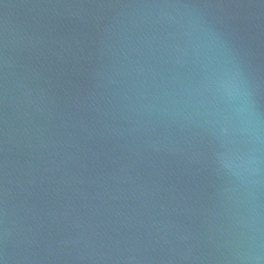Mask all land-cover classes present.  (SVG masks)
<instances>
[{"label":"water","instance_id":"obj_1","mask_svg":"<svg viewBox=\"0 0 264 264\" xmlns=\"http://www.w3.org/2000/svg\"><path fill=\"white\" fill-rule=\"evenodd\" d=\"M0 264H264V0H0Z\"/></svg>","mask_w":264,"mask_h":264}]
</instances>
